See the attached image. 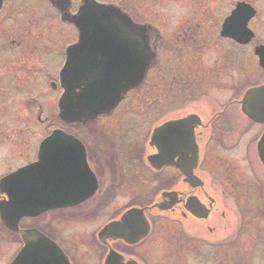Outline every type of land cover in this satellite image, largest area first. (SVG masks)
<instances>
[{
    "label": "flooded vegetation",
    "instance_id": "1",
    "mask_svg": "<svg viewBox=\"0 0 264 264\" xmlns=\"http://www.w3.org/2000/svg\"><path fill=\"white\" fill-rule=\"evenodd\" d=\"M58 1L3 0L0 8V264H180L186 254L188 264H242L235 250L246 216L232 210L231 237H217L229 217L225 202L259 196L264 208L263 188L255 189L247 177L248 171L256 173L249 159L258 155L264 123L242 111L246 92L263 87L264 77L242 99L232 97L224 79L238 74L247 58L264 74V0H95L148 27L156 60L146 81L112 114L84 124L59 116L68 50L81 36L63 19ZM164 2L180 10L169 34ZM83 4L71 0L67 12L77 15ZM93 37L101 41L85 52L94 54L96 69L114 71L118 64L128 69L118 45L103 41L113 35ZM211 81L231 94L211 118L196 112L165 118L164 111L176 112V105L209 97ZM180 89L195 92L180 99ZM132 104L142 110L133 112ZM190 114L202 122L195 129L197 160L173 151L168 164L153 166L149 157L159 154L151 145L154 131ZM60 132L74 140L53 139ZM38 166L40 173L29 172ZM29 200L41 201L40 210L17 219V201ZM60 200L76 205L49 207ZM164 200L168 210L157 206ZM131 210L146 218V237L131 235L127 225L107 230ZM248 213L250 219L257 214L253 208ZM162 249L168 258L158 256ZM23 252L28 254L21 263Z\"/></svg>",
    "mask_w": 264,
    "mask_h": 264
},
{
    "label": "water",
    "instance_id": "2",
    "mask_svg": "<svg viewBox=\"0 0 264 264\" xmlns=\"http://www.w3.org/2000/svg\"><path fill=\"white\" fill-rule=\"evenodd\" d=\"M70 2L71 0H59L57 7L62 12L63 19L79 29L81 37L76 48L72 46L68 50V62L62 72L65 79V92L58 108L59 116L63 121L67 123L78 121L84 124L96 120L99 116L112 114L131 92L146 81L155 65L156 49L148 38L149 28L134 23L129 16L122 14L117 8L99 4L95 0H84L79 13L72 15L67 12ZM2 4L3 0H0V8ZM103 35L106 37L113 35L112 39H103V41L118 45V52L128 57V69L122 67V64H118L114 71L96 69L94 54L88 55L85 49L89 50L92 42L101 41L95 40L93 36ZM260 57L263 60L264 55ZM242 111L251 119L264 123V86L246 92L242 101ZM201 123V118L197 114H190L158 127L152 135L151 145L157 146L159 154L150 156V163L161 168L169 163V155L173 151L179 156H189L188 153H192L190 159L196 161L198 146L195 129ZM57 138H64L65 141L74 140L62 132L53 136V139ZM176 142L177 146H175ZM64 145L70 144L65 142ZM258 155L264 165V135L258 144ZM41 169L38 166L29 172L37 174L41 172ZM180 169L185 171L183 167ZM170 195L164 194V197ZM42 204L41 201L34 200L17 201L16 210L20 211L17 219L20 216L35 214ZM48 204L49 207L56 205L69 207L76 205V201H50ZM157 206L161 210L170 208L165 200ZM193 212L197 215L196 211ZM198 216L201 215L198 214ZM122 225H127L132 232L131 235L139 234L140 238L146 237L150 231L146 218L142 211L138 210L129 211L122 221L109 226L107 230L111 231L114 228L119 232ZM27 254L28 252H23V257L20 258L21 263Z\"/></svg>",
    "mask_w": 264,
    "mask_h": 264
},
{
    "label": "rangeland",
    "instance_id": "3",
    "mask_svg": "<svg viewBox=\"0 0 264 264\" xmlns=\"http://www.w3.org/2000/svg\"><path fill=\"white\" fill-rule=\"evenodd\" d=\"M161 12L163 20L165 22V24L163 25L164 29H166V33L169 34L170 33V28L171 26L174 24L175 22V13L177 11H180L178 9H175L173 11V8L170 6L169 2H164L163 4H161ZM41 12H45V10H40ZM136 13L137 10L135 11ZM146 13H148V10L145 11ZM151 12V11H149ZM48 15L53 16L52 15V11L49 9L47 11ZM40 15V14H39ZM49 19V18H48ZM52 18L49 21V25L51 22ZM54 28H57L56 25H54ZM59 28L61 29V27L59 26ZM53 30L52 28L49 29V32ZM72 32V31H71ZM69 33V32H66ZM213 55H210L211 58H213ZM252 59L251 58H247V60L244 61V63L242 64V70H240V72L238 74H231V77L229 79H224V81H228V87L231 90V94L232 97L238 98V99H242L244 93L246 92L247 89H249L250 87L258 84L259 82H261V78L264 77L263 72L260 71L259 67L257 66L256 62L253 65L252 64ZM246 66V67H245ZM244 67V68H243ZM213 83L212 86L209 87L208 90V94H209V98L208 95H206V97H202L200 99L195 100V102L190 103V104H185L179 107H177L178 109H176V112H172L168 111L166 112L167 116H165V118L167 117H174V116H182L185 113H189V112H196L198 114H201L204 119H209L211 118V116L217 111V109H219L218 103H223L225 102L228 98H231V94L230 91L227 88H217V82L216 81H211L210 84ZM225 83V82H224ZM222 83L221 86L222 87H227L226 84ZM230 83L232 85H230ZM209 84V85H210ZM233 89V91H232ZM169 92V90L166 88L165 92L167 93V91ZM222 109V108H221ZM238 109V108H236ZM130 110H133V112L135 111H139L142 110L140 104H132V106L130 107ZM52 112V110H50V113ZM144 112V111H143ZM142 112V113H143ZM232 113V111H230ZM235 113L239 112L235 111ZM140 115V114H138ZM142 116V115H140ZM168 119V118H167ZM149 131V130H146ZM259 132V131H258ZM257 132H255V129L252 130L251 134H255ZM120 134V133H119ZM259 135V133H257ZM253 139V138H252ZM240 155L242 154H235V157L238 158L240 160ZM234 156V155H233ZM235 158L236 162H240ZM251 159H249V161H251L253 163V165L255 166L256 169V173L255 170L254 172L252 171H248L247 173V177H250L252 179V181H249L250 185H253L254 188H257L260 190L263 188L264 190V168L263 166L260 164L259 158L257 153L252 154L250 156ZM245 161L244 157L241 156V162ZM247 161V160H246ZM240 164V163H239ZM241 165V164H240ZM243 166V163H242ZM257 175V176H255ZM258 179V181H257ZM226 206L225 207H229V217L226 220V224H223V227L221 228V230H219V235L217 237V239H223L224 237H226L227 235L231 237V233L233 232V227L234 226V221L235 217L233 212L236 210H239L241 212L242 215H245L246 218L243 220V223H241L242 227L238 236V248L237 250H235L236 255H238L241 259V263L242 264H264V213L262 212L264 210L263 206H262V200L259 199L258 196V200L256 201H249V200H243L242 198H240L239 202H236L235 205H233V202L227 203L225 202ZM228 204V206H227ZM231 206V207H230ZM253 209L256 210L255 217L253 219H250L249 217H247V215L249 214L248 211H251ZM233 210V212H232ZM255 221V222H254ZM236 224V223H235ZM211 239V237H210ZM216 239V238H214ZM165 241V240H163ZM232 241V240H231ZM166 250H158V256L162 257V258H168V255L165 254ZM182 252H180L181 254ZM229 255H227L228 257H234L233 253L234 250H230V252H228ZM182 258H185L184 255H182ZM186 259H183L180 264H188V254H186Z\"/></svg>",
    "mask_w": 264,
    "mask_h": 264
},
{
    "label": "trees",
    "instance_id": "4",
    "mask_svg": "<svg viewBox=\"0 0 264 264\" xmlns=\"http://www.w3.org/2000/svg\"><path fill=\"white\" fill-rule=\"evenodd\" d=\"M165 76V75H164ZM167 76H169V75H167ZM165 78V77H164ZM180 79V81L182 82V83H184V82H186V80L184 79V78H179ZM168 81V80H167ZM184 85V84H183ZM167 91V90H166ZM195 91L194 90H192V89H190L189 91H187L186 89H180V90H178L177 91V93H176V96H177V98H180V99H184V98H186V96H189V94H193ZM169 92L167 91V94H168ZM168 96V95H167ZM176 108L177 107H179L180 108V105H176L175 106ZM167 108H169V106L167 107ZM165 112V111H164ZM167 112V111H166Z\"/></svg>",
    "mask_w": 264,
    "mask_h": 264
}]
</instances>
